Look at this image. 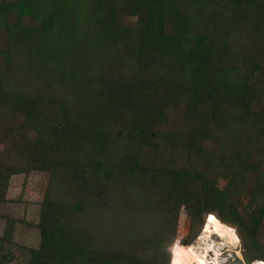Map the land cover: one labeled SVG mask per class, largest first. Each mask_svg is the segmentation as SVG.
<instances>
[{"label": "trees", "instance_id": "trees-1", "mask_svg": "<svg viewBox=\"0 0 264 264\" xmlns=\"http://www.w3.org/2000/svg\"><path fill=\"white\" fill-rule=\"evenodd\" d=\"M34 171L39 221L0 215V264H197L210 214L231 264L264 261V0H0V205ZM251 173L243 213L211 175Z\"/></svg>", "mask_w": 264, "mask_h": 264}, {"label": "rangeland", "instance_id": "rangeland-1", "mask_svg": "<svg viewBox=\"0 0 264 264\" xmlns=\"http://www.w3.org/2000/svg\"><path fill=\"white\" fill-rule=\"evenodd\" d=\"M211 178H213L219 185V187H221L227 193L229 198L243 213L250 212L262 200L261 195L255 190L256 174L254 173L250 174L245 186H239V181L234 177H230L228 180H222L217 175L212 174ZM47 183L48 176L45 173L41 172L34 171L28 176L23 174L13 176L9 187L10 189L8 191V197L13 201L0 205V215L7 214L19 219L25 218V221L30 222L31 224L37 223L39 221L40 204L45 197ZM187 217L188 216L186 215L185 211H182L179 217L178 224L182 219H186ZM178 227L179 226H177V231ZM190 227L191 224L189 226L188 232L190 231ZM4 228L5 220L0 218V236L3 235ZM199 237L200 235L192 242V244L194 245L191 246V257L197 264H207V262L203 260L200 253L203 251L205 245L208 244L205 243L207 242L206 240L205 242L204 240H198ZM258 238L259 240L264 239V222L258 231ZM14 240L19 245L37 247L39 244V232L32 225L28 226L23 223H19L16 226ZM210 241L214 242L216 247L215 249H218V252L220 253V256H218L219 253L215 256V253L213 252H210L209 255L210 258L212 256L217 258V264H231L235 259L242 258L238 255V251H240L241 253V242L238 246L239 249L236 250L221 245L222 240L217 235H213ZM176 245L173 248V252L175 255L179 254V252L182 250L176 248ZM12 248H14V252H16L17 255L20 254V250L15 248V246H13ZM16 249L18 251H16ZM19 260H17V262L19 263H23L25 261V259L21 255H19Z\"/></svg>", "mask_w": 264, "mask_h": 264}, {"label": "bare ground", "instance_id": "bare-ground-1", "mask_svg": "<svg viewBox=\"0 0 264 264\" xmlns=\"http://www.w3.org/2000/svg\"><path fill=\"white\" fill-rule=\"evenodd\" d=\"M213 235H217L221 240L222 243L221 245L226 246V247H230L233 249L238 250L239 249V238L237 236V231L234 227L229 226L225 223H223L220 219H218L216 216L214 215H210L206 218V222L205 225L203 227V231L200 234V237L198 238V240L205 242V240L207 242H205L208 245H205L203 251L200 253V255L202 256L203 260L207 262V264H217V258L212 256L211 258L209 257L210 252L215 253V256L219 253L218 249H215V244L214 242H211L210 239L212 238ZM194 245V244H192ZM179 250L186 248L183 247L179 244L176 245ZM191 246V245H190ZM188 247V246H187ZM230 250V249H229ZM180 253V252H179ZM238 255L242 257V254L240 253V251H238ZM177 259H178V264H182L180 261V255L177 254ZM218 256H220V253L218 254ZM253 264H264V261L262 260H258L255 261Z\"/></svg>", "mask_w": 264, "mask_h": 264}, {"label": "built area", "instance_id": "built-area-1", "mask_svg": "<svg viewBox=\"0 0 264 264\" xmlns=\"http://www.w3.org/2000/svg\"><path fill=\"white\" fill-rule=\"evenodd\" d=\"M242 259V258H241Z\"/></svg>", "mask_w": 264, "mask_h": 264}]
</instances>
